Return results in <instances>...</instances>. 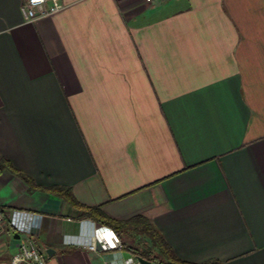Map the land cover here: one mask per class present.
Segmentation results:
<instances>
[{
    "label": "crops",
    "instance_id": "1",
    "mask_svg": "<svg viewBox=\"0 0 264 264\" xmlns=\"http://www.w3.org/2000/svg\"><path fill=\"white\" fill-rule=\"evenodd\" d=\"M26 1L0 0V264H141L148 226L164 264H264V0Z\"/></svg>",
    "mask_w": 264,
    "mask_h": 264
},
{
    "label": "trees",
    "instance_id": "2",
    "mask_svg": "<svg viewBox=\"0 0 264 264\" xmlns=\"http://www.w3.org/2000/svg\"><path fill=\"white\" fill-rule=\"evenodd\" d=\"M14 174H16L19 178L24 180L31 188H37L35 185L34 180L32 177L26 173H23L18 170L13 171ZM48 192L58 194L56 191H61L63 197H67L69 199L71 205L76 206L77 203L71 197L72 195L70 194V190L66 188H50L47 189ZM60 195V194H58ZM1 213V212H0ZM85 216L87 218H90L92 220H95L99 224L106 225L110 227L113 232L116 234V236L120 239V234L123 232L124 228L128 227L130 223H122V222H117L111 219H108L105 217V215L102 213L100 208H93V209H88L85 212ZM140 219H138L139 221ZM140 233L143 235H146L148 238H150L152 242V246L159 250V252H165L166 257H168L169 253H171V249L167 246L165 243L164 239L158 234V232L153 229L152 227L150 228L149 226L144 228ZM153 247L148 248V249H139V248H134L131 246H126L123 245V248L130 254L134 255L135 257L142 258L144 260H147L149 262H152L153 260L156 261L157 258L154 256V250ZM170 264H180V263H173L171 262ZM206 264H216L214 262L206 263Z\"/></svg>",
    "mask_w": 264,
    "mask_h": 264
},
{
    "label": "built area",
    "instance_id": "3",
    "mask_svg": "<svg viewBox=\"0 0 264 264\" xmlns=\"http://www.w3.org/2000/svg\"><path fill=\"white\" fill-rule=\"evenodd\" d=\"M61 0H27L21 8L26 23H32L41 18L53 16L62 11ZM107 230L106 228H101ZM91 250L96 251L94 243ZM12 264H46L45 252L40 250L34 242L24 243L19 252L12 258Z\"/></svg>",
    "mask_w": 264,
    "mask_h": 264
},
{
    "label": "rangeland",
    "instance_id": "4",
    "mask_svg": "<svg viewBox=\"0 0 264 264\" xmlns=\"http://www.w3.org/2000/svg\"><path fill=\"white\" fill-rule=\"evenodd\" d=\"M126 237V236H125ZM138 237V236H137ZM137 237H136V241L138 242V243H140L139 242V240L140 239H137ZM130 239H129V237H126L125 238V241H128L130 244L129 245H131V241H129ZM135 243V242H134ZM158 252H159V250H158ZM160 253V260H159V262H157V264H164L165 263V261H166V255H165V252H159Z\"/></svg>",
    "mask_w": 264,
    "mask_h": 264
},
{
    "label": "water",
    "instance_id": "5",
    "mask_svg": "<svg viewBox=\"0 0 264 264\" xmlns=\"http://www.w3.org/2000/svg\"><path fill=\"white\" fill-rule=\"evenodd\" d=\"M138 260H139V262H140L141 264H151V263L147 262L146 260H144V259H142V258H139Z\"/></svg>",
    "mask_w": 264,
    "mask_h": 264
}]
</instances>
